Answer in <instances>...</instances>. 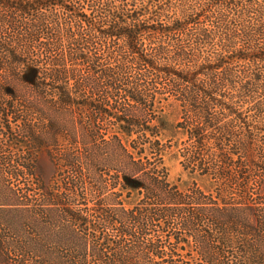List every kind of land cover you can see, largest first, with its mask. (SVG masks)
Instances as JSON below:
<instances>
[{"label": "trees", "instance_id": "1", "mask_svg": "<svg viewBox=\"0 0 264 264\" xmlns=\"http://www.w3.org/2000/svg\"><path fill=\"white\" fill-rule=\"evenodd\" d=\"M0 264H264V0H0Z\"/></svg>", "mask_w": 264, "mask_h": 264}, {"label": "rangeland", "instance_id": "2", "mask_svg": "<svg viewBox=\"0 0 264 264\" xmlns=\"http://www.w3.org/2000/svg\"><path fill=\"white\" fill-rule=\"evenodd\" d=\"M42 163L44 174L48 178L53 173V166L50 164V161L47 158H44ZM168 167L170 171L171 180L173 182L179 183L182 188H186L188 186V183H186L188 182V179L185 176H182L179 163L174 160L170 161L168 163Z\"/></svg>", "mask_w": 264, "mask_h": 264}]
</instances>
